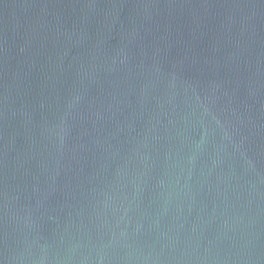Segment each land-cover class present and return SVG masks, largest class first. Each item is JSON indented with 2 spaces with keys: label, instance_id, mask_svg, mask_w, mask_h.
I'll list each match as a JSON object with an SVG mask.
<instances>
[{
  "label": "water",
  "instance_id": "1",
  "mask_svg": "<svg viewBox=\"0 0 264 264\" xmlns=\"http://www.w3.org/2000/svg\"><path fill=\"white\" fill-rule=\"evenodd\" d=\"M0 264H264V0H0Z\"/></svg>",
  "mask_w": 264,
  "mask_h": 264
}]
</instances>
